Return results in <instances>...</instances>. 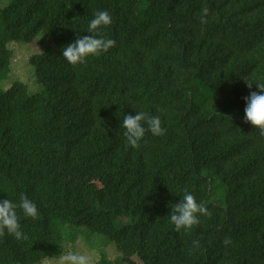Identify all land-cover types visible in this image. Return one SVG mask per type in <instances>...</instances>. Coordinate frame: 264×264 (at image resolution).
Wrapping results in <instances>:
<instances>
[{"label":"trees","instance_id":"obj_1","mask_svg":"<svg viewBox=\"0 0 264 264\" xmlns=\"http://www.w3.org/2000/svg\"><path fill=\"white\" fill-rule=\"evenodd\" d=\"M97 11L112 16L114 47L68 65L62 48L90 35ZM39 35L28 61L44 90H0V199L26 194L40 215H19L22 239L0 235V264L59 257L80 227L120 253L104 264H264V135L244 122L264 82V0H8L0 84L8 44ZM134 110L159 115L165 134L126 146ZM184 190L208 214L177 232Z\"/></svg>","mask_w":264,"mask_h":264},{"label":"clouds","instance_id":"obj_2","mask_svg":"<svg viewBox=\"0 0 264 264\" xmlns=\"http://www.w3.org/2000/svg\"><path fill=\"white\" fill-rule=\"evenodd\" d=\"M207 14V9L204 10ZM112 16L108 11H97L88 22L86 33L61 50V57L70 66L84 65L90 58L107 53L115 45L104 32L112 24ZM253 83H248L251 88ZM257 91L250 92L244 98V122L264 135V82L254 84ZM134 115H124L120 128L125 145L136 149L140 146L146 134L153 137L163 136L166 129L162 127L159 115H150L143 110H134ZM37 220L40 212L37 204L26 194H20L19 200L0 199V235L8 234L15 239L23 238L19 215ZM208 214V210L197 202L196 197L184 190L182 199L172 208L169 214L170 223L177 232H189L200 223V216ZM230 241L225 240V243ZM61 264H92V254H84L77 250H69L61 258Z\"/></svg>","mask_w":264,"mask_h":264},{"label":"rangeland","instance_id":"obj_3","mask_svg":"<svg viewBox=\"0 0 264 264\" xmlns=\"http://www.w3.org/2000/svg\"><path fill=\"white\" fill-rule=\"evenodd\" d=\"M7 1L0 3L1 6L7 4ZM40 35L31 43L11 42L8 48L12 51L10 72L6 79L0 84V90L7 89L13 82H21L27 86L29 94L40 93L44 90L43 86L35 79V69L29 63V58L33 54L41 53L43 48L39 44ZM76 240L70 242L65 240L62 243L59 257L46 258L38 264H61V257L69 250H77L84 254H92V264H104L101 261H113L120 257L114 244L106 237L93 233L86 228L80 227L74 230ZM69 236L74 233L67 231ZM134 264H142L136 257H132ZM125 264V263H123Z\"/></svg>","mask_w":264,"mask_h":264}]
</instances>
